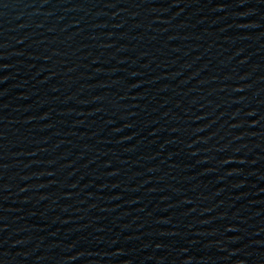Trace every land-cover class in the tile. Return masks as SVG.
<instances>
[{"label": "water", "instance_id": "obj_1", "mask_svg": "<svg viewBox=\"0 0 264 264\" xmlns=\"http://www.w3.org/2000/svg\"><path fill=\"white\" fill-rule=\"evenodd\" d=\"M0 264H264V0H0Z\"/></svg>", "mask_w": 264, "mask_h": 264}]
</instances>
